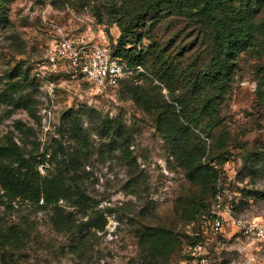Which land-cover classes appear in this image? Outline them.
<instances>
[{"label": "rangeland", "instance_id": "1", "mask_svg": "<svg viewBox=\"0 0 264 264\" xmlns=\"http://www.w3.org/2000/svg\"><path fill=\"white\" fill-rule=\"evenodd\" d=\"M121 6L118 0H0V92L8 84L21 85L19 91L36 111L32 117L23 108L0 102V136L14 132L15 140L35 154L72 152L80 145L69 131L67 114L80 112L89 141L79 185L90 198L89 212H99L106 222L104 231L89 236L86 247L76 248L71 234L55 229L50 209L19 205L17 211L9 212L0 205V217L34 224L26 248L6 254L9 264H142L138 234L149 227H165L172 235L170 251L159 264H187L215 188L236 196L237 214L264 212V161L255 160L264 154V57L256 49L240 54L239 69L226 97L206 112L201 111L203 94L190 100V110L198 119L189 139L205 152L202 163L215 171L212 185L189 180L163 129L129 97L128 88L141 85L142 76L95 97L86 84L51 61L53 45L61 37L115 47L124 35ZM191 31L181 21L169 23L161 18L139 28L137 36L143 38L144 46L162 43L170 48L174 42L189 43ZM140 69L139 75L147 74ZM155 84L164 99L173 103L165 86ZM182 94L181 90L176 93ZM116 119L132 135L136 168L127 165L119 149L102 135L104 122ZM17 120L33 129L30 137L15 131ZM181 124L186 123L175 122V127L180 129ZM246 158L251 160L247 166ZM47 168L53 170L54 165ZM69 211L81 219L76 209ZM227 231L224 239L204 236L213 264H264V243H247L232 236L233 230ZM3 256L0 253V264Z\"/></svg>", "mask_w": 264, "mask_h": 264}, {"label": "trees", "instance_id": "2", "mask_svg": "<svg viewBox=\"0 0 264 264\" xmlns=\"http://www.w3.org/2000/svg\"><path fill=\"white\" fill-rule=\"evenodd\" d=\"M118 1L122 2L124 12L120 20L124 35L110 49L131 67L142 66L147 72L138 76L143 78L141 85L128 88L129 97L149 112L159 129H163L162 134L189 180L194 184L212 185L216 181V173L202 163L205 152L193 146L189 139V134L195 133L191 126L198 119V114H192L190 110V100L203 94L201 111L206 112L231 89L232 79L239 69L240 54L256 49L264 57V0ZM161 18H166L169 23L181 21L191 28L192 40L186 44L174 42L170 48L158 42H154L160 44L158 47L144 46L143 38L137 36L138 29L149 23L152 26ZM155 81L165 86L173 103L164 99ZM20 87L17 83L8 84V89L0 92V102L23 108L30 116L36 117L33 103L19 91ZM180 90L183 91L182 96L176 95ZM88 109L91 113L95 111ZM67 117L69 131L80 145L72 152L65 153L61 149L59 153L46 150L35 154L15 140L14 132L0 136V205L9 212L17 211L19 205L38 210L50 209L55 229L71 234L75 238V247L81 248L89 243V236L105 230L106 222L98 216L99 212H89L90 198L79 185L82 158L89 141L80 122L82 115L70 111ZM181 120L186 124H181L178 129L175 122L180 123ZM14 129L24 138L33 133V129L21 120L15 122ZM101 129L102 135H106L119 149L125 163L132 168L138 167L131 150L129 129L117 119L106 120ZM260 155L255 160L264 161V154ZM250 161L246 158L245 165ZM48 164L54 165V169L47 168ZM40 167L47 173L42 174ZM216 191L215 188L213 200ZM69 209H76L81 219L77 220ZM33 231L32 222L14 223L0 217L3 264H9L6 254L10 256L12 252L26 248ZM204 236L201 225L192 245L205 244ZM138 239L142 264H159L172 245V235L165 227L146 228L139 232Z\"/></svg>", "mask_w": 264, "mask_h": 264}, {"label": "built area", "instance_id": "3", "mask_svg": "<svg viewBox=\"0 0 264 264\" xmlns=\"http://www.w3.org/2000/svg\"><path fill=\"white\" fill-rule=\"evenodd\" d=\"M51 61L87 85L89 92L105 96L129 80H137L141 69L115 56L107 46L61 37L53 45ZM236 196L225 188L217 189L211 208L204 216L202 227L206 236L215 240L227 238V228L247 243H264V212L260 215L236 213ZM187 264H213L207 243H198L191 250Z\"/></svg>", "mask_w": 264, "mask_h": 264}]
</instances>
